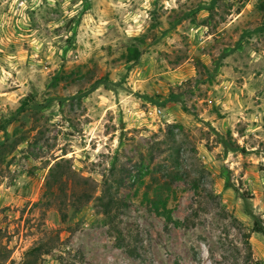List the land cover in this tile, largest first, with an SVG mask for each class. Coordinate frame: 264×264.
I'll list each match as a JSON object with an SVG mask.
<instances>
[{"label":"rangeland","instance_id":"obj_1","mask_svg":"<svg viewBox=\"0 0 264 264\" xmlns=\"http://www.w3.org/2000/svg\"><path fill=\"white\" fill-rule=\"evenodd\" d=\"M0 141V264H264V0H0ZM61 157L118 217L45 195Z\"/></svg>","mask_w":264,"mask_h":264},{"label":"trees","instance_id":"obj_2","mask_svg":"<svg viewBox=\"0 0 264 264\" xmlns=\"http://www.w3.org/2000/svg\"><path fill=\"white\" fill-rule=\"evenodd\" d=\"M140 56V49L137 47L128 48V53L125 58L127 61H135ZM112 82L109 80H102L98 78L90 84L89 91L96 89L99 85L104 84L108 86ZM23 105V104H22ZM24 108L21 106L20 109ZM174 125H168L169 136L173 137L175 133L173 131ZM3 142L0 141V144ZM231 150H237L238 146L236 144L230 145ZM241 151H244L241 148ZM176 173L174 175V178ZM71 177H75V172L71 169V166L67 164L66 158H59L55 160L49 168L47 179L45 181V195L51 197L55 193H63L65 198L70 196L75 200V205H83V203L88 202L91 199H95L97 206L99 207L100 213L105 215L108 219L118 217V212L120 207L123 205L121 198L118 196V185L119 182L115 181L111 174H103L101 187L99 189V194L94 196L95 189L88 192H82L81 195L74 197V185ZM170 183L168 182H157L150 189L145 190L144 197L148 202L150 209L156 214L162 216L166 222L169 224L171 222L177 223L172 218V210L168 206V201L170 197ZM150 190V191H149ZM65 203V202H64ZM254 230L262 232L260 225L255 221ZM52 246H47L43 240H38L35 245L29 247L26 251L27 257L24 260L25 264H36L38 260L44 255L48 254L52 250Z\"/></svg>","mask_w":264,"mask_h":264}]
</instances>
